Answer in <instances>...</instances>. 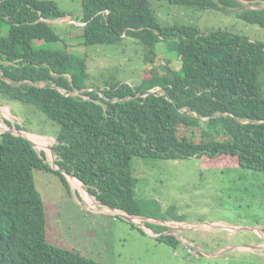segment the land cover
I'll list each match as a JSON object with an SVG mask.
<instances>
[{
	"label": "trees",
	"instance_id": "obj_1",
	"mask_svg": "<svg viewBox=\"0 0 264 264\" xmlns=\"http://www.w3.org/2000/svg\"><path fill=\"white\" fill-rule=\"evenodd\" d=\"M167 1L223 12L238 6V17L264 27V8L237 0ZM81 7L75 17L54 0H0V97L30 104L59 124L51 148L61 169L73 172L102 203L164 220L183 219L169 208L162 215L146 212L136 197L132 157L202 158L223 166L221 157L231 156L237 167L261 172L264 188V41L220 28L162 25L151 0H81ZM67 15L82 25L67 21L59 28H79L83 45L137 40L147 65L140 82L88 85L86 56L48 45L74 38L51 22ZM161 41L178 55L180 70L146 55L154 56ZM157 86L160 91L148 92ZM36 138L38 148L46 147ZM45 156L22 136L0 134V264H102L47 241L33 171L53 172L68 193L71 187ZM156 238L173 248L180 244L174 234Z\"/></svg>",
	"mask_w": 264,
	"mask_h": 264
},
{
	"label": "rangeland",
	"instance_id": "obj_2",
	"mask_svg": "<svg viewBox=\"0 0 264 264\" xmlns=\"http://www.w3.org/2000/svg\"><path fill=\"white\" fill-rule=\"evenodd\" d=\"M54 1L61 10L75 17L82 14L81 0ZM151 6L162 25L190 24L202 31L220 28L264 41V27L238 17L236 13L241 10L238 6L224 12L198 10L167 0H151ZM70 18L67 15L54 20L55 28L67 21L82 25ZM61 28L74 38L48 45L53 48L66 46L67 50L85 55L88 85H104L114 80L137 84L143 78L147 67L143 61L145 50L137 40L125 38L114 44L83 45L79 28L69 25ZM3 34H7L6 24ZM35 43L41 44L43 40L36 39ZM155 51L154 56L149 52L146 54L154 57L155 64L164 59L168 61L165 65L180 70L178 55L169 51L165 42H158ZM0 105L8 107L12 115L17 116L15 121L25 130L46 141V147L39 150L45 151L48 160L55 159L51 147L56 143L58 123L30 104L0 97ZM8 108L4 111L7 115ZM221 158L220 165L223 166L211 165L202 158L132 157L130 164L136 182V197L146 212L162 215L169 208L181 215V221L187 227L179 231L181 238L192 240L195 246L210 255H193L176 235L180 244L173 248L156 238L157 231H164L159 228H164L160 221H143L145 226L127 221L98 205L94 197L86 190L74 187L70 180L71 192L68 193L58 175L34 170L35 186L45 206L47 241L79 251L102 264H264L263 174L237 167L231 156ZM84 195L93 198L94 203H87ZM170 220L177 221H167ZM200 222L213 225L222 222L226 227L206 223L194 226ZM230 225L239 228L228 229ZM220 250L222 252L217 253Z\"/></svg>",
	"mask_w": 264,
	"mask_h": 264
},
{
	"label": "water",
	"instance_id": "obj_3",
	"mask_svg": "<svg viewBox=\"0 0 264 264\" xmlns=\"http://www.w3.org/2000/svg\"><path fill=\"white\" fill-rule=\"evenodd\" d=\"M237 1L240 2L241 4L245 5L247 8H253V9H262V8H264V4L263 5H255V4H253L251 2H248V1H245V0H237ZM51 22L53 23V21H51ZM148 92H152V91L149 90ZM215 115H218V114H215ZM7 131L10 132V133H13L15 135H19V136H22V137L28 139L30 141V143L32 144V146L34 147V149L36 150V152L40 155L41 150H39V148L37 146V143H35L33 140L29 139L26 135H24L22 129H20L19 127L15 126V125H12L10 127V129H8ZM51 150H52V148H51ZM45 162H47L52 167V169L60 170L67 177L68 181L70 180V178L76 179L82 185V186H80V189L86 190V192H88L87 189H86V186L83 184V182L78 177H76L73 172H67L64 169H61L56 164V161H55V159L53 157L51 159H49V160L47 158H45ZM89 195H91V194L89 193ZM95 202L98 205H100V206L108 207L109 211L112 212V214L117 215L120 218H124L127 221L134 222V223H136L138 225H141V226H145V223H144L145 221H152V220L153 221H160L164 225L167 224V221L164 220V219H159V218L155 219V218H152V217H149V216H146V215L131 214V213H128V212H126L124 210L117 209V208H115V207H113L111 205H107L105 203H102V202H100V201H98L96 199H95ZM137 218L139 219V221L136 220ZM202 223H206V222H202ZM207 224H210V223H207ZM216 226H221V225H216ZM233 228L236 229V228H239V227H233ZM169 230H170V231H168L169 234H174V235L176 234V236L179 238L180 234L178 233V231L176 229L170 228ZM178 230H182V228H179ZM197 248H199L200 252H202V253H204L206 255L210 254L209 252L201 249L200 247H197ZM220 252H222V251L221 250L219 252L217 251V253H220Z\"/></svg>",
	"mask_w": 264,
	"mask_h": 264
},
{
	"label": "built area",
	"instance_id": "obj_4",
	"mask_svg": "<svg viewBox=\"0 0 264 264\" xmlns=\"http://www.w3.org/2000/svg\"><path fill=\"white\" fill-rule=\"evenodd\" d=\"M71 20V19H70ZM160 91V87H155V88H153V89H151V91ZM7 108L8 107H6V106H2V105H0V114L2 115V117L0 118V121H2V123L4 124V127L3 128H1L0 129V134L1 133H3V132H8L7 130L8 129H10V127L12 126V125H15V126H17V127H19L20 129H22V131L24 132V131H27V130H25V129H23V126H20L19 125V122L17 121H15V119L17 118V116H15V115H12V113H11V111H10V109L8 108V110H9V115H7L4 111H6L7 110ZM19 125V126H18ZM13 134V133H12ZM30 139V138H29ZM167 221V220H166ZM179 221V222H178ZM192 223V222H191ZM219 223V224H218ZM160 224H163L162 222L160 223ZM200 224H202V222L201 223H195L194 224V226H198V225H200ZM207 224V223H206ZM221 224H222V222H221ZM220 224V222H215V224L213 225V226H216V225H221ZM209 225H211L212 226V224H209ZM163 226H165L166 228L165 229H162V230H164V231H157L156 233L157 234H155L156 236H160L161 234H167L168 233V230L170 229V228H173V229H176L177 231H178V233L180 234V230H178L179 228H187L186 227V225H185V222H182V221H180V220H177V221H172V220H170V222H168L167 221V224H163ZM221 226H224V227H226L225 225H221ZM217 227H220V226H217ZM230 227H232L231 225L230 226H228V229H230ZM190 228H192L191 226H190ZM233 228V227H232ZM169 234V233H168ZM176 235V234H175ZM179 239H181V241L185 244V247H188L189 248V250L192 252V254L193 255H198L199 254V252H200V250H199V248H197V246H195L194 244H193V242H191V241H189V240H184V239H182L181 238V236H179Z\"/></svg>",
	"mask_w": 264,
	"mask_h": 264
},
{
	"label": "bare ground",
	"instance_id": "obj_5",
	"mask_svg": "<svg viewBox=\"0 0 264 264\" xmlns=\"http://www.w3.org/2000/svg\"><path fill=\"white\" fill-rule=\"evenodd\" d=\"M4 127V124L1 122L0 123V129L1 128H3ZM26 136L28 137V138H30L31 140H33L34 142H37V138H36V136H34L33 134H26ZM90 205H92V203H90ZM137 220L139 221V219L137 218Z\"/></svg>",
	"mask_w": 264,
	"mask_h": 264
},
{
	"label": "flooded vegetation",
	"instance_id": "obj_6",
	"mask_svg": "<svg viewBox=\"0 0 264 264\" xmlns=\"http://www.w3.org/2000/svg\"><path fill=\"white\" fill-rule=\"evenodd\" d=\"M168 231H170V230H168ZM182 231V230H181ZM168 234V233H167ZM212 242H216V241H214V240H212Z\"/></svg>",
	"mask_w": 264,
	"mask_h": 264
},
{
	"label": "crops",
	"instance_id": "obj_7",
	"mask_svg": "<svg viewBox=\"0 0 264 264\" xmlns=\"http://www.w3.org/2000/svg\"><path fill=\"white\" fill-rule=\"evenodd\" d=\"M227 248V247H226ZM207 255H210V254H207Z\"/></svg>",
	"mask_w": 264,
	"mask_h": 264
},
{
	"label": "clouds",
	"instance_id": "obj_8",
	"mask_svg": "<svg viewBox=\"0 0 264 264\" xmlns=\"http://www.w3.org/2000/svg\"><path fill=\"white\" fill-rule=\"evenodd\" d=\"M72 20V19H71Z\"/></svg>",
	"mask_w": 264,
	"mask_h": 264
}]
</instances>
